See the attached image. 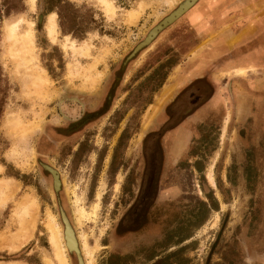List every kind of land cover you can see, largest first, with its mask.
Here are the masks:
<instances>
[{
    "label": "rangeland",
    "instance_id": "rangeland-1",
    "mask_svg": "<svg viewBox=\"0 0 264 264\" xmlns=\"http://www.w3.org/2000/svg\"><path fill=\"white\" fill-rule=\"evenodd\" d=\"M44 1L30 6L22 0V9L0 17V184H8L7 196L0 194V264H45L44 258L58 264L46 228L51 219L62 235L67 264H76L64 247L53 180L40 163L61 173L65 190L59 197L83 264L88 257L81 252L82 235L88 237L90 264H264V123L254 114L239 122L233 106L212 108L194 124L187 152L173 163L161 196L148 207L150 227L127 235L124 246L118 242L123 217L136 203L143 131L177 87L165 86L142 115L178 57L162 34L151 48L123 62L183 0H67L73 8L71 15L64 11V26L56 11H44ZM53 14L56 33L50 36L46 23ZM17 22L22 32L32 24L31 66L48 80L41 85L25 88V70L12 57L6 27ZM71 42L79 55L72 54ZM255 70L253 64L240 65L219 77L243 78ZM113 75L119 80L109 111L70 138L58 136L87 111L100 109ZM261 78L250 76L256 92ZM236 97L240 114L246 97ZM228 109L231 120L229 112L224 118ZM7 118H17L20 129H9ZM41 143L47 145L44 151ZM77 145L78 152L69 151ZM28 201L31 214L21 221L18 207ZM80 208L97 215L78 224Z\"/></svg>",
    "mask_w": 264,
    "mask_h": 264
},
{
    "label": "flooded vegetation",
    "instance_id": "flooded-vegetation-1",
    "mask_svg": "<svg viewBox=\"0 0 264 264\" xmlns=\"http://www.w3.org/2000/svg\"><path fill=\"white\" fill-rule=\"evenodd\" d=\"M198 1L199 0H197L187 11L194 7ZM177 7L178 5H175L168 14L161 17L158 21L160 22L163 18L169 16ZM183 15L161 29L150 43L139 48V45L143 43L149 30L153 27L152 26L147 31L144 38L136 44L123 62V65H125L131 57H133L132 59H135L137 55L142 54V52L144 53L147 49L151 48L162 34H165L166 41L169 44H172L178 57L177 62L170 66L169 71L165 73L160 85L153 91L152 100L146 104V108L142 115L143 118L147 112V108L156 103V99L160 96L165 86L175 85L177 87L172 98L168 102L162 104L158 113L143 131L142 139L140 138L141 140H144L143 146L140 145L139 147V151L143 154V169L142 174L139 177V185L135 197L136 203L133 207H130L120 224V227L122 228L121 236L118 237V242L121 244L120 246H124L123 243L125 242L127 235L136 233L137 230L141 229L139 227H143L145 231L150 227V224H146L148 220L149 205H152L155 200L159 199V196H161L160 186L162 185L166 173L171 170L173 163H178L187 152L194 134V124L207 117L212 111V108L233 106L235 107V117L239 122L242 123L246 121L247 118H249V115L251 116L254 114L253 118H258L259 124L264 123V104L259 102L261 100L260 95H262V91L264 92V90H262V87L264 88V78H261L262 80L259 83L261 86L259 92L255 91L258 90L255 89L257 86L255 81H250V76L253 75L264 77L262 72H257L255 70L254 72H249L243 78H236L234 75L219 77L220 74L216 75L213 73L201 77H189L187 71L190 65L193 64L192 62L195 61L194 58L196 56L195 53H192L191 56V52L196 46V39L193 37V34L189 32L188 28L184 26L176 27L177 21ZM175 44H178L180 50L175 47ZM161 62L162 61L159 60L155 64L159 66ZM227 62H229V60H227ZM122 69L123 68L120 67L118 73H121ZM113 73H115V71H113ZM118 80L119 78L116 75H113V81L107 93V99L104 101L103 105H101L100 109L87 111L83 117L71 125L69 130L66 129L64 131H59V134L57 135L70 138L79 133V131L85 128L93 119L105 115L109 111V104L113 98ZM232 88L236 89V91L234 90L233 92ZM236 95L246 97L244 98L246 103L245 110L240 114H238L237 111L238 97H236ZM254 102L258 103V113H254L251 110ZM227 112L230 113V110L228 109L226 111L224 118ZM230 120L228 124L230 123ZM109 132L110 131H107V133ZM137 136H139L138 133ZM137 140L139 141V139ZM40 145V150L44 151V149L47 148V145H44L43 143ZM70 148L71 150L69 151L72 152H78L79 150L78 145L76 149L72 146H70ZM40 167L50 177V182H52V175L49 168L54 169L56 174L58 173L57 181L59 187V179L60 181H63L61 173L56 168L45 163H40ZM50 186L52 188V183H50ZM63 189L65 190L64 181L53 195L58 207V216L61 224H64L61 216L62 213H64L67 219L71 222L63 206L64 204L59 197V194ZM71 256L75 257L76 264H78L76 255L72 254Z\"/></svg>",
    "mask_w": 264,
    "mask_h": 264
},
{
    "label": "crops",
    "instance_id": "crops-1",
    "mask_svg": "<svg viewBox=\"0 0 264 264\" xmlns=\"http://www.w3.org/2000/svg\"><path fill=\"white\" fill-rule=\"evenodd\" d=\"M179 26L196 39L190 78L248 64L264 75V0H199L177 21ZM261 94L259 102L264 104Z\"/></svg>",
    "mask_w": 264,
    "mask_h": 264
},
{
    "label": "bare ground",
    "instance_id": "bare-ground-1",
    "mask_svg": "<svg viewBox=\"0 0 264 264\" xmlns=\"http://www.w3.org/2000/svg\"><path fill=\"white\" fill-rule=\"evenodd\" d=\"M27 1H28L27 3H29L30 6H33L34 0H27ZM196 1L197 0H183L182 2H180L178 8L175 11H173L169 16L164 18L157 26H155L148 33V35L145 38V40L143 41V43H141L139 45V48L141 46H144V45L150 43L152 41V39L155 37V35L161 29L166 27L168 24H170L175 19L179 18L182 14H184L191 6H193V4ZM104 5H105V9L107 11L110 12V10H112L111 4H109L108 2L104 1ZM19 22H22V20H19ZM27 23H28V29L24 32H22L20 30L18 22L15 24H8L6 27L7 39L10 42L12 57L17 60L16 64H17L18 68H22L23 70H25L23 72V75H22L23 82L25 83V85H24L25 88H27L28 84L35 85L37 83V86H38V83L41 85L44 82L48 81V80L44 79L41 71L39 73L38 72L39 70H37L36 68L31 66L34 62V60L31 58L30 53H29V51L31 52V50L33 49V47H32L33 35L31 32V28H30L32 26V24H29V22H27ZM46 28H47L48 34L50 36H52V34L56 33V23H55L54 14L49 15V17L47 18ZM71 43H72L71 44L72 54L73 55H79V53L77 52L76 46H74L73 42H71ZM86 51H88V50H86ZM83 52H84V50H83ZM168 87H169V85H168ZM161 97H163V96H161ZM7 125L10 127L9 129H11V128L12 129H15V128L20 129L18 126L19 122H18L17 118H15V119L7 118ZM22 132L25 133V131H22ZM12 152L10 153V155L11 154L13 155ZM14 153L16 154L17 152H14ZM49 171L52 175L53 188L55 191H57L59 189L58 181H57V174L55 173V171L53 169L49 168ZM7 185H8L7 183H1L0 184L1 199H3V197L7 196V194H6V190H8V187H6ZM2 188H4V189H2ZM1 202H4V200H2ZM32 203H31V201H28V203L25 202V204H23V205L21 204V206L18 207L19 208V212H18L19 215L18 216H19L21 221H23L25 218H27L31 214L30 208H31ZM16 215H17V213H16ZM96 215H97V213H96L95 209L91 213H87L83 208H80L79 210H77L78 224H80L81 219L89 220L91 217H95ZM61 216L63 219L64 228H65V230L63 231V239H64V244H65L64 247L66 250L70 251L69 253L76 255L78 264H83L82 259L80 257L79 249L77 248V241L75 239V236H74L72 229L70 228L71 226L69 225V222L67 221L64 213H62ZM47 225H46L47 226L46 228H47L48 233H49V242L53 246V248L55 249V256H56V259L58 260V264H67V260H66L65 253H64L65 250H64L63 245H62L61 240H60L62 235L59 232V229L57 228L56 224L52 221V219H51L50 223ZM68 226H70V227H68ZM79 239H80V244L82 246L81 252L83 253V255L85 257H88L86 264H90V260H89L90 253L88 252V237H85L82 235V236H79ZM43 262L45 264H52V262L48 258H44Z\"/></svg>",
    "mask_w": 264,
    "mask_h": 264
},
{
    "label": "trees",
    "instance_id": "trees-1",
    "mask_svg": "<svg viewBox=\"0 0 264 264\" xmlns=\"http://www.w3.org/2000/svg\"><path fill=\"white\" fill-rule=\"evenodd\" d=\"M22 0H3V8L0 9V17L3 15L7 16L11 12H16L22 9ZM72 5L67 0H45L43 3V9L46 12L56 11L61 26H64V11H67L70 15L72 12ZM72 20L70 19L69 22Z\"/></svg>",
    "mask_w": 264,
    "mask_h": 264
},
{
    "label": "water",
    "instance_id": "water-1",
    "mask_svg": "<svg viewBox=\"0 0 264 264\" xmlns=\"http://www.w3.org/2000/svg\"><path fill=\"white\" fill-rule=\"evenodd\" d=\"M176 20V19H175ZM173 22V21H172Z\"/></svg>",
    "mask_w": 264,
    "mask_h": 264
}]
</instances>
